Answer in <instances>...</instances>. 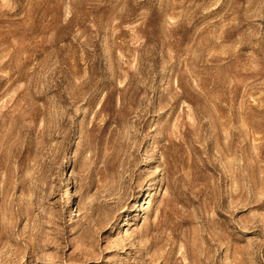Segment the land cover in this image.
I'll return each instance as SVG.
<instances>
[{
    "label": "rangeland",
    "instance_id": "obj_1",
    "mask_svg": "<svg viewBox=\"0 0 264 264\" xmlns=\"http://www.w3.org/2000/svg\"><path fill=\"white\" fill-rule=\"evenodd\" d=\"M0 264H264V0H0Z\"/></svg>",
    "mask_w": 264,
    "mask_h": 264
}]
</instances>
